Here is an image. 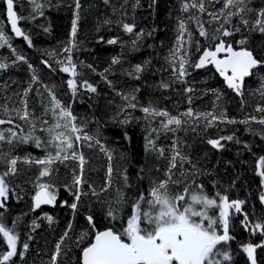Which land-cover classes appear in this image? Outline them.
Instances as JSON below:
<instances>
[{"label": "trees", "instance_id": "obj_1", "mask_svg": "<svg viewBox=\"0 0 264 264\" xmlns=\"http://www.w3.org/2000/svg\"><path fill=\"white\" fill-rule=\"evenodd\" d=\"M194 2L200 0H108L107 3L79 0L77 9L76 0H37L42 8L34 11L30 0H14V9L22 17L18 24L28 35L29 44L23 37L12 36L5 18L4 0H0V27L11 45L0 47V63L8 65L0 69V119L12 121L0 126L8 127L6 137L7 129L11 128L18 137L32 133L43 143L37 147L34 141L21 143L18 138H13L11 144L7 139L0 141V174L7 171L8 157H20L17 173L5 178L9 198L7 201L0 198L5 204L0 208V222L8 228L15 224L18 251L24 253L23 257L12 258L14 264H52L56 244L65 231L68 237L62 243L56 264H80L82 248L94 236L87 216H93L96 230L122 229V222L131 214L134 198L141 192L147 197L152 187L168 179L166 173L176 151L187 159L181 167L178 158L177 167L171 171L172 180L178 181L169 182L172 194L195 183L217 201L220 193L229 200L245 202L240 213L230 211L229 235L233 239L221 248L232 259L224 264H250L242 245H264V234L250 227L264 224V203L260 201L264 186L257 170V162L264 156V124L258 122L264 118V112L257 110L264 108V65L244 80L239 95L224 84L213 67L195 68L201 51L219 42L213 37L220 36L216 30L224 23V17L214 20L212 14L220 13L224 0H203V12L191 6L184 10V4ZM246 3L253 11L232 16L230 23L224 25L232 35L220 38L235 48L240 47L239 40L246 38L245 47L264 61V33L252 30L256 13L264 10V0H246ZM227 11L236 9L226 10L225 15ZM77 16L73 37L72 21ZM105 20L111 23L105 24ZM242 20H248L249 24L245 26ZM182 22L185 25L182 51L187 52L185 58L189 63L185 66L188 75L179 78L178 72H173L179 65L178 60L173 61L172 53L180 48ZM125 23L133 25L132 32L125 31ZM201 24L207 36L199 34ZM236 28L240 31H235ZM110 40L116 43H108ZM69 47L77 65L75 95L67 85L72 77L60 70L69 55L65 49ZM17 55L24 60H17ZM114 58L119 62L113 64ZM138 65L139 73L135 71ZM34 74L36 81L32 80ZM83 81L96 87V92L81 86ZM49 91L63 105L70 106L77 117L75 123L82 128L81 137L85 133L92 137L90 141L74 142V148L69 150L82 154L85 160L84 183L79 186L83 194L79 201L73 195L77 190L74 179L80 174L79 159L55 161L50 166V175L45 177H39V173L48 165L25 162L26 157L34 161L48 153L55 154L56 149L48 145L50 136L40 130L55 123ZM22 100L27 102V120L20 119L25 108ZM146 107L167 112L182 123L169 125L166 130L162 124L167 123V117L147 114L142 110ZM189 109L192 116L185 115ZM204 113H213L219 119L209 126L211 117L200 115ZM44 120L48 124L42 123ZM124 120L128 123H122ZM229 136L233 139H226ZM209 140H220L222 147H213ZM109 167L110 184L106 183ZM37 183L52 186L56 195L53 205L34 209L32 198ZM120 194L126 198L125 204L116 203ZM73 202L78 204L75 211L69 207ZM109 202L118 210L116 220L107 215ZM142 207L148 206L145 203ZM209 211L218 215L219 209ZM245 215L249 228L242 223ZM48 216L52 217L51 222ZM85 231L86 239L77 246ZM24 243L29 245L27 250ZM5 251L7 245L0 236V253ZM254 255L256 264H264V246L257 247Z\"/></svg>", "mask_w": 264, "mask_h": 264}, {"label": "snow or ice", "instance_id": "obj_2", "mask_svg": "<svg viewBox=\"0 0 264 264\" xmlns=\"http://www.w3.org/2000/svg\"><path fill=\"white\" fill-rule=\"evenodd\" d=\"M34 6V11H39L42 5L37 3V0H30ZM107 3L108 0H105ZM7 5V21L11 25V30L15 33L17 37H23L24 40H29L28 35H26L20 27H18V21L22 19L14 11V0H5ZM243 5V7H239ZM198 8L200 12L205 11L203 0L199 3H192L191 5L184 4L183 8L186 11L189 7ZM76 8H80L79 0H76ZM231 8H235L236 11H225ZM253 11V9L247 6L246 0H224L223 8L220 10L219 14H212L214 20H219L221 16L224 17V23L220 25L216 31L220 36H214L213 39L219 40L215 44L214 50L205 48L202 55L199 57L198 62L195 63L194 67L197 69L204 68L206 65H214L216 71L223 77L227 87L235 91L238 95L241 94V89L245 80V77L252 75L254 69L259 66L264 65V61L259 60L254 55L253 51L245 47L247 40L241 39L237 43L240 47L237 49L232 43H227L224 39L220 37H228L232 35V32L228 28H225V24H229L231 17L238 15L240 12ZM43 15V13H40ZM74 15H76L74 13ZM77 18L72 21V36H75L77 31ZM242 22L247 26L249 24L248 20H242ZM105 24L111 23L109 20L104 21ZM125 31L132 32L133 25L125 23L123 25ZM181 36L178 38L180 42V48H175L173 50L172 56L173 61L179 62V67L173 68V72H178L179 78L188 75L186 70V65L189 61L185 58L187 56L186 51L183 49V31L185 25L182 22L180 24ZM259 30L260 33H264V10H260L256 13L255 23L252 26V30ZM47 31V29H45ZM235 31H240L236 28ZM200 36H207L203 25H200ZM191 34H189L190 38ZM9 37L6 35L5 30L0 27V47L8 45ZM108 43H116L115 40H110ZM72 47H75L74 43ZM72 47L66 48L65 51L69 53L67 56V65L61 67V71L68 73L70 79L67 81L68 88L72 91L73 95L77 92V82L75 77L77 73V65L73 62L71 56ZM199 47L197 51H199ZM223 53L221 58L219 54ZM17 60H24L23 56L17 55ZM119 61L113 59L112 63L116 64ZM62 65L63 61L60 62ZM6 63H0V69L7 68ZM31 68V65H29ZM91 67V66H89ZM109 69H105V72ZM135 71L139 73L141 67L138 65ZM32 80L36 81L37 77L35 74L32 76ZM109 83H111L109 81ZM86 87L90 92H96V87L88 83V81H83L81 85ZM190 91V89H189ZM28 89L25 90L24 95L26 96ZM52 103V115L55 119V123L50 127L40 129L43 132H47L50 136L48 145L56 149L55 154L48 153L44 159H36L32 161L31 157H26L25 162H34L36 164L48 165L49 167H44L40 173L39 177H45L50 175V166L55 161H63L72 159H79L80 163V174L75 176L74 184L77 186L76 192L73 193L75 200L79 201L81 195L83 194L80 185L84 183L83 180V166L85 160L83 155L77 156L75 151L71 152L69 156V150L74 148V142L79 143L81 139L91 140L92 137L88 136L86 133L81 137L79 133L82 132V128L78 127L75 123L77 117L73 115L70 106H65L61 103L56 96L49 91ZM25 108L20 119L27 120L29 113L27 111V102L22 100ZM135 107V105H131ZM57 109L59 112L57 113ZM145 113L164 116L167 117V123L162 124V126L167 130L169 125L175 124L179 126L182 121L181 119L170 116L167 112L157 111L155 109L143 108ZM258 111L264 112V108H258ZM48 109H46V112ZM185 115L192 116L193 113L191 109L188 110ZM205 118L211 117L208 120L209 126L212 122L219 119L213 113L200 114ZM223 115V114H221ZM255 120V117H252ZM63 121V123H61ZM234 123L235 121H229ZM246 121H242L244 123ZM260 124H264V118L258 121ZM12 123L11 120L5 121L0 119V124ZM44 124H48L47 120L42 121ZM122 123H128V120L122 121ZM63 129V130H60ZM33 130H35V125H33ZM9 135L6 137L5 132L0 130V141L7 139V142L11 144L13 138H18L21 143H28L29 141H34L37 147L43 146L41 139L34 136L32 133L28 135H22L18 137V134L11 128L7 129ZM74 134V139H73ZM224 139V138H222ZM226 139L232 140L233 137L229 136ZM98 143V141H97ZM151 143V141H149ZM209 144L213 147H222L220 140H209ZM175 148V143H174ZM181 161V167H183V162L187 159L182 156L179 151H176L172 156L169 169L166 175L168 179L160 181L155 187H152L146 197L143 192L139 193L137 197L134 198L135 202L131 205V214L128 216L126 222H122V229H116L115 227H109L103 231L95 229V223L93 216H87L88 224L94 231V237L87 246L82 248L80 264H224L225 261H231L232 257L229 252L223 250L221 245L227 244L233 239L229 235V221H230V210L234 209L236 213L242 211V205L245 203L243 200H229L227 195H221L217 193L219 201L216 198L207 195L202 185L193 183L192 185L185 186L183 191L177 194H172L169 191L168 185L171 181L172 183H178V181L172 180L171 171L173 168L177 167V159ZM20 157H12L7 160L8 168L7 171L0 174V198L3 201H7L9 198V186L6 182V177L9 175H15L17 173V163ZM258 174L262 178V186H264V156H261L257 162ZM112 169L109 167V179L106 183L110 184ZM39 177L37 178L39 180ZM127 182V177H125ZM37 191L33 197L34 208H39L42 204H54L56 202V195L52 190V186L45 183H37ZM106 190V189H105ZM261 203H264V193L260 196ZM118 205L125 204L126 198L123 194H120L118 200L116 201ZM147 204V209L142 207V204ZM5 207L3 202H0V208ZM74 211L77 209L78 204L73 202L69 205ZM219 209L218 215L210 214V209ZM117 209L112 207L111 202H109V208L107 215L112 220L117 219ZM47 219L51 222L52 217L48 216ZM242 223L245 228H249L248 216L245 215ZM35 225V221H33ZM252 229L260 230L261 234H264V224L256 223L250 226ZM15 224L13 228H8L3 222H0V236H2L3 241L7 245V251L0 253V264H14L12 258L19 255L23 257V252L18 251L17 242L19 237L14 232ZM69 229H71V224H69ZM88 232H82L78 241L77 246H79L86 239ZM68 237V231H65L64 235L60 238V241L56 244V252L52 256V264H56L57 257L60 254L61 246L63 241ZM264 245H253L251 243L242 245L243 251L247 253L248 259L251 264H256L255 251L257 247ZM29 245L27 243L23 244L24 250H27Z\"/></svg>", "mask_w": 264, "mask_h": 264}, {"label": "water", "instance_id": "obj_3", "mask_svg": "<svg viewBox=\"0 0 264 264\" xmlns=\"http://www.w3.org/2000/svg\"><path fill=\"white\" fill-rule=\"evenodd\" d=\"M14 11H15V9H14ZM4 12H5L6 22H7V25H8V27H9V30H10L12 36H13L15 39H19V38H21V37H17V36L15 35V33L11 30V25H10V23L7 21V5H6V3H5V0H4ZM18 27H20L19 24H18ZM214 48H215V45H214L212 48H209V49H210V50H214ZM237 49H238V48H237ZM202 53H203V51H201V53L199 54V56H198L196 62H198L199 57L202 55ZM223 55H224L223 53L219 54V56H220L221 58L223 57ZM209 66H211V67H213V68L215 69V66H214V65H211V64L206 65L204 68L209 67ZM215 70H216V69H215ZM249 77H250V76H249ZM220 78L223 80L224 84L227 86V84L225 83L223 77L220 76ZM246 78H248V77H245V79H246ZM37 190H38V189H37ZM37 190H36V191H37ZM35 193H36V192H35ZM35 193H34L33 197L35 196ZM32 203H33V207H34L33 198H32ZM44 205H53V204H42L41 206H44ZM41 206H40V207H41ZM40 207H39V208H40ZM34 209H38V208H34ZM105 229H107V228H105ZM105 229H103V230H105ZM103 230H101V231H103ZM93 237H94V236H93ZM92 239H93V238H92ZM80 258H81V253H80Z\"/></svg>", "mask_w": 264, "mask_h": 264}, {"label": "rangeland", "instance_id": "obj_4", "mask_svg": "<svg viewBox=\"0 0 264 264\" xmlns=\"http://www.w3.org/2000/svg\"><path fill=\"white\" fill-rule=\"evenodd\" d=\"M67 65V60H66V62H65V65L64 66H66ZM178 65H179V62H178ZM1 125V124H0ZM6 128H8V127H6V126H0V130H2V131H4L5 132V129ZM83 136V135H82ZM69 156H71V153H69ZM77 156H79L78 154H77ZM46 156H44L43 157V159L45 158ZM11 157H8V159H10ZM7 159V160H8ZM232 210H234V209H231L230 211H232Z\"/></svg>", "mask_w": 264, "mask_h": 264}, {"label": "flooded vegetation", "instance_id": "obj_5", "mask_svg": "<svg viewBox=\"0 0 264 264\" xmlns=\"http://www.w3.org/2000/svg\"><path fill=\"white\" fill-rule=\"evenodd\" d=\"M247 254V253H246ZM251 264V263H250Z\"/></svg>", "mask_w": 264, "mask_h": 264}]
</instances>
